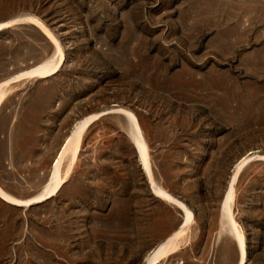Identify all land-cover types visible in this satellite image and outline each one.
I'll return each instance as SVG.
<instances>
[{
	"label": "rangeland",
	"instance_id": "obj_1",
	"mask_svg": "<svg viewBox=\"0 0 264 264\" xmlns=\"http://www.w3.org/2000/svg\"><path fill=\"white\" fill-rule=\"evenodd\" d=\"M13 21L0 264H264V0H0Z\"/></svg>",
	"mask_w": 264,
	"mask_h": 264
},
{
	"label": "bare ground",
	"instance_id": "obj_2",
	"mask_svg": "<svg viewBox=\"0 0 264 264\" xmlns=\"http://www.w3.org/2000/svg\"><path fill=\"white\" fill-rule=\"evenodd\" d=\"M14 23H15V21H13V22H9V23H6V24H4V25H1V27H0V31H1L2 29L6 28V27H9V26L13 25ZM48 35H49V34H48ZM49 36H50V35H49ZM50 37H51V36H50ZM51 38H52V37H51ZM52 40H53L54 44L56 45V47H57L58 50H59L58 55H59V57H60V62H59V64H58V66H57L52 72H50L47 76H51V75L55 74L56 72H58L60 65L64 62V55H63V53H62L60 47L58 46L57 42H56L54 39H52ZM34 73H38V72H37V71H34ZM132 120L135 121L134 118H133ZM92 122H93L92 119H87V120H85V121L79 123V124L77 125L78 128H77V131H76V137L79 138V137L81 136V133H82L87 127H89V126L92 124ZM133 124L135 125L134 122H133ZM70 142H71V139H70V140L67 142V144L65 145V147H64V149H63V152H62V155H64L65 152H70V153L72 152V147L70 146ZM143 154H144V153H143ZM61 159H62V158L60 157V159H59V160L55 163V165H54V166H55V172H54V175H55V176L59 174V168H60V164H61ZM234 182H235V175L233 176V178H232L231 181H230L229 189H228V192H227V194H226V199H227V200H229V199H231V198L233 197V185H234ZM158 195L164 196V197L166 198V200H168V201H171V200H172L168 195H166V194L163 193V192H158ZM0 198H1V199L4 198V196L2 195L1 192H0ZM189 223H190V216L188 215V216H186V217L184 218V225H185V226H188ZM233 228H234L235 233H237V228H236V226L234 225V223H233ZM158 254H159V252L157 251V252L154 253V256H157ZM149 264H151V263H149ZM240 264H243V261H242Z\"/></svg>",
	"mask_w": 264,
	"mask_h": 264
}]
</instances>
